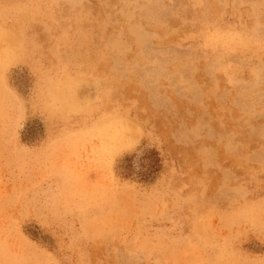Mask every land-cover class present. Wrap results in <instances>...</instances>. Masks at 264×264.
I'll use <instances>...</instances> for the list:
<instances>
[{
	"label": "rangeland",
	"instance_id": "374dc122",
	"mask_svg": "<svg viewBox=\"0 0 264 264\" xmlns=\"http://www.w3.org/2000/svg\"><path fill=\"white\" fill-rule=\"evenodd\" d=\"M0 264H264V0H0Z\"/></svg>",
	"mask_w": 264,
	"mask_h": 264
},
{
	"label": "trees",
	"instance_id": "16d2710c",
	"mask_svg": "<svg viewBox=\"0 0 264 264\" xmlns=\"http://www.w3.org/2000/svg\"><path fill=\"white\" fill-rule=\"evenodd\" d=\"M39 128H28L24 141L34 142L42 134V126L38 124ZM160 159L159 154L155 150L146 151L135 166L134 156L127 157L122 161L120 171L122 177L126 179L136 178L145 184H152L155 182L160 172Z\"/></svg>",
	"mask_w": 264,
	"mask_h": 264
}]
</instances>
